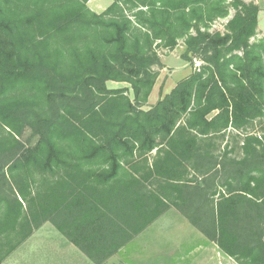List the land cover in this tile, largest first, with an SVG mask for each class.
<instances>
[{
    "label": "trees",
    "instance_id": "obj_1",
    "mask_svg": "<svg viewBox=\"0 0 264 264\" xmlns=\"http://www.w3.org/2000/svg\"><path fill=\"white\" fill-rule=\"evenodd\" d=\"M89 1L0 0V264L46 223L105 264L171 207L238 264H264L259 6ZM182 40L203 65L142 109L157 49Z\"/></svg>",
    "mask_w": 264,
    "mask_h": 264
},
{
    "label": "rangeland",
    "instance_id": "obj_2",
    "mask_svg": "<svg viewBox=\"0 0 264 264\" xmlns=\"http://www.w3.org/2000/svg\"><path fill=\"white\" fill-rule=\"evenodd\" d=\"M244 1L258 5L261 10L257 35L252 39V42H257L264 39V0ZM111 3L112 0H90L88 6L92 11L101 14ZM235 13L231 10L229 17L213 22L210 32L226 33L227 24ZM157 50L160 60L154 67L158 73V87L154 102L165 97V90L173 88L178 82L181 83L203 65V62L198 59L187 60L183 40L179 41L178 46L173 50L165 48ZM108 87L115 89L128 87V85L109 82ZM130 95L133 97V93ZM150 106H153V103ZM145 107L148 109L149 105ZM254 127L251 132L263 135L264 119L256 121ZM28 136L29 134L25 138ZM34 234L36 236L39 234V236L16 250L11 258L2 264H49V253H54L57 250L56 247L61 245L66 246L68 251L67 256H64V264H93L74 245L70 243L66 245V238L62 239L60 235H57L61 233L51 223L44 224ZM40 241L45 245L40 247ZM36 242L39 244L40 251L32 253ZM105 264H237V262L224 255L215 242L208 239L184 218L179 209L171 207L153 225Z\"/></svg>",
    "mask_w": 264,
    "mask_h": 264
},
{
    "label": "crops",
    "instance_id": "obj_3",
    "mask_svg": "<svg viewBox=\"0 0 264 264\" xmlns=\"http://www.w3.org/2000/svg\"><path fill=\"white\" fill-rule=\"evenodd\" d=\"M105 1V0H104ZM112 3H113V1H112ZM111 3V4H112ZM99 7V6H98ZM108 7H110V6H108ZM107 7V8H108ZM107 8H105L104 10H103V12L107 9ZM102 12V13H103ZM260 13H261V10H260ZM260 15V14H259ZM155 70V69H154ZM194 73V72H193ZM192 73V74H193ZM158 74V73H157ZM191 74V75H192ZM190 75V76H191ZM190 76H187L186 78H185V80L187 79V78H189ZM157 80H158V78H157ZM184 80V79H183ZM180 82H178V83H176L175 85H174V87L173 88H171V89H169V90H165V97L166 96H168V95H170L174 90H175V88L178 86V84H179ZM125 84H127V83H125ZM128 85V87H124V88H128L129 89V96H130V98H131V100L134 102V92H133V90H132V88H131V86L129 85V84H127ZM157 81H156V84H155V87H154V89H153V91H152V93H151V95H150V97H149V100H148V103L146 104V105H144L143 107H142V109H144V110H150L151 108H153L154 106H156L157 104H158V102H160V101H162V100H164L165 99V97H162L161 98V100H159V101H157L156 102V100H155V102H154V98H155V96H156V94H155V92H156V90H157ZM115 89H120V88H115ZM131 93H133V97L130 95ZM153 103V106H150V104H152ZM149 105V107H148V109H146V107L145 106H148ZM255 124H256V122H255ZM255 124H254V126H255ZM255 128V127H254ZM253 128V129H254ZM254 134H256L255 132H254ZM228 142H230V143H233V141H232V139L231 138H229V137H227V139L224 141V142H219V145L220 144H222V145H225L226 143H228ZM181 212V211H180ZM181 214L183 215V213L181 212ZM184 216V215H183ZM184 218L186 219V220H188L185 216H184ZM57 235H60V237H62V239H65L66 237L65 236H63L62 234H57ZM37 236H39V234L37 235ZM36 236V234H33V236L27 241V242H25L23 245H25L26 243H28L29 241H31V240H33L35 237H37ZM66 245H68L69 243L70 244H72L67 238H66ZM44 242H42V241H40V247H41V245H45V243L43 244ZM22 245V246H23ZM73 245V244H72ZM21 246V247H22ZM20 247V248H21ZM40 247H39V244H38V242H36V243H34V246H33V251H32V253H36V252H39L40 251ZM66 247V246H65ZM63 245H61L60 247H56L57 248V250L54 252V253H49V264H52V263H56V264H64V262H65V260H64V256H67V253H68V251H67V248H65ZM19 248V249H20ZM77 248V247H76ZM18 249V250H19ZM78 249V248H77ZM16 252V251H15ZM12 256V255H11ZM11 256L5 261V262H7L10 258H11ZM66 264V263H65ZM238 264V263H237Z\"/></svg>",
    "mask_w": 264,
    "mask_h": 264
},
{
    "label": "built area",
    "instance_id": "obj_4",
    "mask_svg": "<svg viewBox=\"0 0 264 264\" xmlns=\"http://www.w3.org/2000/svg\"><path fill=\"white\" fill-rule=\"evenodd\" d=\"M228 22V21H227Z\"/></svg>",
    "mask_w": 264,
    "mask_h": 264
}]
</instances>
